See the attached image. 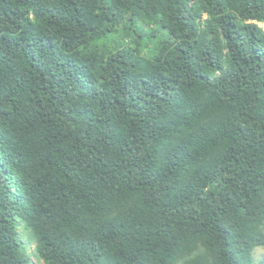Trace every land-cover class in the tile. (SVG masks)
<instances>
[{
	"label": "trees",
	"instance_id": "1",
	"mask_svg": "<svg viewBox=\"0 0 264 264\" xmlns=\"http://www.w3.org/2000/svg\"><path fill=\"white\" fill-rule=\"evenodd\" d=\"M261 24L264 0H0V264H33L18 221L45 264H256Z\"/></svg>",
	"mask_w": 264,
	"mask_h": 264
},
{
	"label": "rangeland",
	"instance_id": "2",
	"mask_svg": "<svg viewBox=\"0 0 264 264\" xmlns=\"http://www.w3.org/2000/svg\"><path fill=\"white\" fill-rule=\"evenodd\" d=\"M261 26L264 27V25L262 24ZM17 231H18L19 239L23 243L33 264H45L44 261L40 259L37 255L36 243L31 230L28 229L23 222L18 221ZM262 260H264V246L258 247L254 252L255 263L259 264Z\"/></svg>",
	"mask_w": 264,
	"mask_h": 264
}]
</instances>
